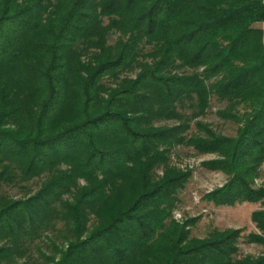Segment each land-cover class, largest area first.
<instances>
[{"label":"trees","instance_id":"1","mask_svg":"<svg viewBox=\"0 0 264 264\" xmlns=\"http://www.w3.org/2000/svg\"><path fill=\"white\" fill-rule=\"evenodd\" d=\"M258 22L264 0H0V184L48 173L36 194L0 197V264H32L45 206L62 200L72 238L54 264H264V252L236 257L240 229L194 238L192 220L169 218L187 174L168 154L189 145L217 154L203 165L228 175L206 199L263 203L248 241L264 247ZM213 95L234 136L201 121L188 133L180 103L195 100L196 117Z\"/></svg>","mask_w":264,"mask_h":264},{"label":"rangeland","instance_id":"2","mask_svg":"<svg viewBox=\"0 0 264 264\" xmlns=\"http://www.w3.org/2000/svg\"><path fill=\"white\" fill-rule=\"evenodd\" d=\"M264 31V24L258 22L254 24ZM118 34L110 33L108 42L113 44L117 40ZM149 46H144L142 52L146 53ZM142 60H148L145 56H140ZM138 68L133 71H122L118 77L134 76ZM107 85L114 84L115 78H105ZM226 103L220 101L216 96H211L208 107L202 114L193 116L199 110L195 100H184L180 103L179 109L184 112L190 119L188 133L196 131L195 123L201 121L209 125L217 133L228 136H234L238 124L231 120L221 119L217 115L218 109L225 107ZM243 110V106H239V111ZM169 164L186 173V180L182 185L177 187L174 192L175 200L170 208V217L178 222L192 220L188 225L189 237L203 238L213 230H224L228 228L240 229L238 237L236 257H244L247 255L258 256L263 254L264 247L261 244L249 242L248 235L250 233H259L256 224L251 220L253 211L263 207L261 201H239L233 205H221L206 199L205 194L221 185H223L228 175L220 170L209 169L203 165L204 161L217 157L215 153H199L192 146L179 145L170 150ZM157 176L162 174V168L156 167L154 170ZM48 173L43 172L29 179H16L12 182H4L0 184V197H8L11 199H25L36 194L43 180ZM83 183L82 179L79 181ZM254 187L264 188V163L260 167V173L255 180ZM68 198L67 194L63 199ZM62 203H50L45 208L53 207L50 216L47 218L48 224L38 228L37 236L33 237L29 243L31 247L32 264H54L60 256V252L66 249L67 240L72 238L69 233L68 225L64 224ZM46 254L45 257L42 254ZM52 259H55L52 261Z\"/></svg>","mask_w":264,"mask_h":264},{"label":"crops","instance_id":"3","mask_svg":"<svg viewBox=\"0 0 264 264\" xmlns=\"http://www.w3.org/2000/svg\"><path fill=\"white\" fill-rule=\"evenodd\" d=\"M260 23L264 24V22H260Z\"/></svg>","mask_w":264,"mask_h":264}]
</instances>
